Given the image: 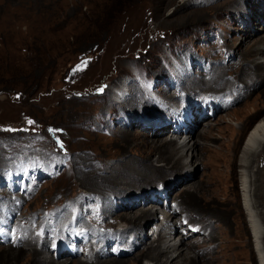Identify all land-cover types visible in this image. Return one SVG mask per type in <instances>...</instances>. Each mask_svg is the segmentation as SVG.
<instances>
[{"label":"rangeland","instance_id":"obj_1","mask_svg":"<svg viewBox=\"0 0 264 264\" xmlns=\"http://www.w3.org/2000/svg\"><path fill=\"white\" fill-rule=\"evenodd\" d=\"M263 12V0H0V204L7 200L10 207H17L13 214L20 215L25 225L29 214H35L34 223L29 221L34 226L57 207L70 213L64 218L68 224L72 220V204L79 207L81 221L86 222L85 218L101 212L103 201V226L93 223L90 233L100 228L123 239L129 234L127 225L131 223L117 218L120 221L117 224L110 212H115V216L138 212L139 207L150 206L152 199H141L140 203L129 198L112 201L110 194L133 192L132 195L143 193L153 197L154 187L170 181L167 189L170 196L165 202L161 200L159 207L173 206L176 202L173 197H180L178 219L188 213L194 222L204 226L194 238L181 235L179 230L181 241L176 246L185 248L183 252L193 257L186 264H257L239 189L238 156L249 130L264 115L261 110L264 85H260L264 83V67L258 65L264 58ZM182 62L190 67V81L210 80L212 66L227 64L221 78L236 86L214 84L202 89H180V81L174 79L179 78L176 68ZM232 64L241 65L231 71ZM199 71L206 75L198 79ZM124 80L129 82V91L119 96L115 88ZM249 80L258 84L249 85L248 97L235 100L230 107L205 118L207 122L203 119L205 124L202 121L196 124V130L199 128V132L215 138L206 140L198 135L203 149H209L196 163L195 175L190 176L179 166L164 176L156 175L153 181L139 180L141 184L137 185L126 171L119 169L126 159L136 156L134 152L140 147L135 144L151 139L152 133L146 130L169 122L158 119L153 124L143 122L144 127L142 121L148 118L140 119L158 113L154 110L157 107L168 115L171 110L164 96L171 99L174 94L179 97L189 92L202 97L203 91L231 89V97L235 98L238 87L247 85L244 83ZM115 95L127 104L118 103ZM241 118L243 129H238L233 122L240 123ZM210 121L212 128L207 126ZM170 128L163 136L173 137ZM174 137L179 139L177 134ZM259 160L262 162L258 164L256 160L255 164L262 167L259 192L263 193L260 200L264 207V155ZM22 165L33 166L35 170L28 175L17 174ZM188 176L190 181L186 179ZM18 179L24 186L38 182L29 199L13 188L18 185L14 180ZM189 185L196 192L186 195L185 188ZM171 186L174 189L170 190ZM127 206L129 210L121 211ZM163 211L159 210L155 218H144L142 226L133 228L136 229L133 236L123 243L113 234L108 250L116 243L123 247L127 242L138 244L142 230L145 236L150 235L148 242L154 238L158 241L147 245L145 253L148 248L157 249L162 230L167 226L161 224ZM169 218L177 224L174 216L167 218L168 223ZM106 222L112 223L110 230L104 227ZM244 226L248 253L242 247ZM52 228L55 233V227ZM200 235H204L201 246L188 243L199 240ZM171 236L170 233L168 238H174ZM35 239L38 237L34 236ZM50 241L36 248L40 257L47 254ZM27 243L22 246L24 251L0 244V264H40L30 255L29 249L36 246ZM99 245L93 248L97 255L102 250ZM132 249H117L113 257L127 258ZM106 258L111 260L102 264H116L112 256H101L98 260ZM75 259L63 255L56 261L66 264L79 261ZM130 260L125 264L135 262L133 257ZM157 260L161 261V257H142L143 264H156ZM75 262L72 264H79Z\"/></svg>","mask_w":264,"mask_h":264},{"label":"bare ground","instance_id":"obj_2","mask_svg":"<svg viewBox=\"0 0 264 264\" xmlns=\"http://www.w3.org/2000/svg\"><path fill=\"white\" fill-rule=\"evenodd\" d=\"M193 1H197V0H193ZM252 6H254V4ZM263 14H264V12H263ZM262 16H263L262 17V19H263L264 15H262ZM243 18L245 20L248 19L249 21L248 20L247 21L250 22V19L248 17H243ZM261 22H263V21H261ZM241 57H242V55H241ZM183 64H181V66L176 68V71H177V74L179 75V78L177 79L176 76H175V79H174V81H180V86L182 87L180 89L187 90L188 87H193V88L197 87V89H198L200 87H204V86H207V85L210 86V85H214V84L224 85V86L228 85L229 88L231 86H236V83H231L228 80H224L225 77L221 78V75L225 71V67H227V64H224L222 66H212V69H211L210 72H213V76H212V78L210 80H205L203 78V76H205L206 74L204 73V71H199L197 73H199L200 76L197 77V78L198 79L199 78H203V79H201V80L200 79L199 80L192 79V81H190V79L188 78L190 67H188L187 63L186 64L183 63ZM260 64L262 65V67H264V58H263L262 62L261 61L258 62L259 66H260ZM240 65L239 66H235L234 64H232L231 65V71H232V69L239 68ZM185 66H186V68H183ZM181 78H183V79H181ZM194 78H196V77H194ZM193 80H195V81H193ZM206 81H208V82H206ZM139 82H141V81H139ZM255 82L258 84L257 81L249 80L247 83H244V84H247V85L239 86L238 89L236 90V91H238V95H237V97L234 98V101L235 100L239 101L240 99H242V98H244L246 96L248 97L250 95V92H248V90H246V89H248L250 87L249 85L251 83L254 84ZM261 84L264 85V83H262V82L260 83V85ZM138 86L140 88H141V86L143 87L142 83H140ZM118 87L119 88H115V90H116L117 94L119 96H121L122 94H125L127 91H129V89H128L129 82L124 80L121 83V85H118ZM125 87H127V88H125ZM240 87H242V88H240ZM205 88H208V87H205ZM200 89H202V88H200ZM239 89H241V90H239ZM163 90L167 92V88H163ZM230 92H231V89H230ZM230 92L227 91V90L226 91H222L221 90V91H218V92L203 91L202 94H204V97L207 96V98L205 100L212 99L213 102L219 103V101L225 99L226 97H231L232 93L230 94ZM242 94H243V96L240 98L239 96H241ZM185 96L187 98H189V99L193 98V97H201V96H199V95H197L195 93H189V92ZM183 98H185V97L182 96V95L177 97L175 94L172 95L171 99L168 98V96L167 97L164 96L163 99L168 101L169 109L171 110L170 111L171 113H168L169 115H165L163 113V111L159 110V108L157 107L154 110H156V112H158V113L154 114V112H152L151 115H149L147 117L148 119H146L144 121H142V119H141L142 126H144L143 122H150V124H153L158 119H160L161 121H164L166 116L172 115V111L177 106V102L181 101V99H183ZM114 99L118 103L122 102V103L127 104V102L125 100L121 101L122 99L118 98L117 95L114 96ZM223 109L224 108L221 107L219 109V111H221ZM261 110L264 112V107ZM152 114H154V115H152ZM163 116H165V117L163 118ZM206 120L207 119H205L204 121H206ZM236 120H238V119H236ZM204 121H202V122H204ZM243 122H244V120L241 118L240 123L233 122V124L235 126H237L238 129H243V127H242V125H243L242 123ZM195 123L198 124L199 121L197 120V121H195ZM211 123H213V121H210L209 123H207V126H210V128H212V124ZM204 124H205V122H204ZM214 124H217L216 121H215ZM162 127L166 128V129H158V128H162ZM168 127H169V125L165 124V125H162L160 127L152 126L151 128H149L150 130H146V131H150L152 133L151 139H149V138L146 139L143 142L144 144L143 143L142 144H135V145H138L140 148L139 149L137 148L136 151L134 152V154L136 155L134 157V159L128 158V159L125 160L124 163H122V164H120L118 166L119 169H123L122 171H126L128 173L130 179L132 180L131 182L133 184L140 185L141 183H140L139 180H144V181H142V183H146L147 181L148 182L149 181H153V178L156 175L164 176L171 169L178 168L179 166H181L183 170H186L187 172H189L190 176H193V175L196 174V171H197L196 163L201 161L204 158V155L206 154L207 150L209 149L208 147H204V149H203V144L201 143V141L199 139L201 137H199V136H204V138H206V140H209V139H212V138H215V137L211 136L209 134H205V133L199 132V131H201V129L198 128V130L195 129V131L192 134H190V133L187 134L185 139H183V134L184 133H182L180 135L179 139L176 138V137L175 138L174 137L168 138V135H164L163 136L164 131H166L168 129ZM197 131H198V133H197ZM157 135H160L161 137L157 138L158 137ZM192 136H193V138H192ZM191 138H192V140H190ZM204 145H205V143H204ZM241 147L242 148L239 151L240 152L239 153L240 157L238 156V162H239V164L241 166L240 167V178H239L240 179V181H239V189L241 191L240 194L242 195L243 210H244V213L246 214V221L248 223L247 224L248 225V231H250V233L252 234V237H253L254 251L257 254V264H264V207H263V202L260 200V197L263 195V193L259 192V189L261 187L260 174H261V168L262 167L260 168L259 165L255 164L256 160H257L258 164L261 163L262 160H259V158L264 155V115L249 130V132H248V134H247V136H246V138H245V140L243 142V145ZM233 153H235V152L233 151ZM152 154H155V156H157V157L153 158ZM233 155H231V156H233ZM189 156L191 157V159H189ZM231 163H233V162H231ZM117 169L118 168H116V170ZM132 174H135L137 176L132 175ZM190 176H188L187 178L185 177V178L186 179L189 178V181H190L191 180ZM136 177H140V178H138V180H137ZM170 184H171V182L168 181V182H166V184L162 185L163 188L162 187H154V188L152 187L153 188L152 191L154 192V199L155 200L152 199L151 203L148 204V205H150L148 207H145V206L144 207L143 206L139 207L138 208V210H139L138 212L137 211L136 212H134V211L126 212V213L124 212L123 215L117 214L116 215L117 217H116L115 216L116 213L111 211L110 209H108V211L109 210L111 211L110 212L111 213L110 217L114 216L115 217L114 219L116 220L117 224H118V221H119L117 218H124V219L127 220V224L129 222L131 223L130 226L127 225V228L129 230V234L125 235V238L133 236V232L136 230V229H133V228H140L142 226V222H143L144 218H146V217L147 218H149V217L150 218H155L157 216V213H158L160 208H163V210H164V207H162V206L159 207L158 203H160L161 200L163 202H165L166 199L170 196L169 193H168V190H167ZM263 185H264V183H263ZM193 188H194V186H191V187H190V185L187 186L185 189H187L188 193L186 192L185 194L186 195L191 194V191L196 192L195 189H193ZM172 189H174L173 186H171L170 190H172ZM228 190H229V188H228ZM161 192H163V195L160 194ZM131 193H133V192H130L129 195L128 194H122V192H118L116 194H110V196L113 199L112 201H115V200L119 201V200H124V199L126 200L127 198H129V199H133V201L139 200V203H140L141 199H145V200L146 199H150V197H147L143 193H136L135 192L136 193L135 195H132ZM256 193H257L258 196L256 195ZM18 197L16 199L20 200L21 198H18ZM101 197L105 200L104 196H101ZM29 198H30V196H29ZM173 200H176L178 202V206L182 205L180 203V201H181L180 197L174 196ZM211 200L213 201V199H211ZM230 200L232 201V203H234V199H230ZM137 202H134V203H137ZM139 203H138V205H139ZM170 207H172V205H169L168 207H166V210H167L166 219L169 216H174L175 217V221H178L179 219H177V215H178L177 210L173 209V207H172V209H170ZM75 208H76V206H73V204H72V211H71L72 214H73V211H74ZM123 210L124 211L129 210V207L127 206L126 209L122 208L121 211H123ZM29 215H30V217H28V220H27L26 223L31 228H33L34 230H38V228L43 223H45V225H44L45 229L51 230L52 227H55V233H58V232L62 231L64 228H66L67 224L64 221V218L67 217L68 215H70V213H68L65 210L62 211L59 207L53 208L51 211H49L48 215L47 214L45 215L46 216L45 219H43L41 221H37L34 226H31L29 224V221L31 223H34L35 214L30 213ZM187 217L190 218V222L192 224H194V225L199 224L198 222H194L195 220L193 219V217H190V215L188 213H187ZM115 220H113V221H115ZM93 223L94 222H87L86 221V225H87L88 228H90V226ZM172 225L176 226V223L171 221V218H169V224L162 230L163 237L160 236L159 243H157L158 244V246H157L158 248L157 249H153L151 247V248H148L147 249L148 252L145 253L147 245H151L152 242L156 243L158 241L155 240L157 238H154L153 240L148 242V240H149L148 238H151V237H150L149 234H146V236H145L143 234V230H142L140 232V235H141L142 238H141L140 241L137 242L138 244H134L132 242H127L125 244V247H132L133 248L132 249L133 251L131 250V253L126 255V256L129 255V257H127V258L124 257L122 259L121 258L117 259L115 256L114 257L112 256L113 262H115L116 264H125V262H128V261L131 262L132 260H130V259H131V257H133V259H135L134 260L135 262L134 263L132 262V263L133 264H138L139 261H142V257L145 256V255H146V259L150 258L151 256H152V258H155V259H157V257H161V261L158 262V260H159L158 259L156 264H186V261L187 262L192 261V260H190V259H193V257L191 256L192 254H186L182 250V249L185 250V248L181 247L179 249V247L176 246V245L180 244L181 238H180L179 242L177 241L176 237L168 238L170 233H171ZM104 227H106V228H108L110 230L112 228V223L111 222L110 223L106 222ZM118 227H119V225H118ZM182 227L185 228V226H182ZM143 228H144V226H143ZM203 228H204V226L202 224L200 232L203 230ZM242 229L244 231V235H242L244 237V240L242 241V247L245 250V252L248 253V252H250V250H249V243H248L247 232H246L247 229H245V226H244V228L242 227ZM97 230L94 229L93 231H95L96 233L100 234V236H103V239L100 240L99 242H98V240H96L95 242L90 241V240L87 241V245L91 249V251H90V253H91L90 256L91 257L87 258V257H85V255H83V257H78L77 259H75V260H79V261H76V262L75 261H71V263H69V264H72L73 262L79 263V264H102V263H106V262L111 260V259H107L106 258V259H104V260L99 262V260H98L99 257H101V256L105 257V255H103V253H101V251L97 255L95 253V251L93 250V248H95L97 246V244H102V243H105V244H104V246H102L101 249L106 247L107 243L109 242L110 237L113 234L115 235V237L118 240H120V238L118 236H116V234L114 232H112V231H110L111 233H109V232L101 231L100 228H98ZM200 232H199V234H201ZM153 233H154V230L151 232V235H153ZM181 235H183V234H181ZM176 236L178 237L179 234L176 235ZM191 236L194 238L196 235L190 233V237ZM200 236H202V237L199 240H196V241H192L191 240V241H188V243L191 244V245H194V246L198 245V244L200 245L201 243H204V235H200ZM161 237H162V239H161ZM197 237H199V235H197ZM125 238H123V239H125ZM25 242H28L29 243V244L27 243L28 245L36 246V247H32L31 249H29L30 250V255L35 260L39 261L40 264L41 263H44V264H66L65 263L66 261L64 263L63 262H57L56 259L54 258L53 251H51L50 248L48 249L47 254L46 253L44 254V257L43 256L40 257L41 253L38 252V250L36 249V248L39 249V245H40V240L39 239H35V241H34L33 237H32V238H28ZM46 242H47V239H44L43 244H46ZM53 243H54L53 241H50L49 246H51ZM152 246H155V245H152ZM21 248L22 247H20V249ZM136 248H141V249H139L138 251L135 252L134 250ZM155 248H156V246H155ZM21 250L24 251V248H22ZM154 250H156V251H154ZM201 250H202V247H201ZM193 251H195V250H193ZM164 253H166V255L163 256ZM169 253H171V255H169ZM13 254H15V253H13ZM114 254H116V252H114ZM181 256L184 257V260H179L178 259V261H177L176 259L181 257ZM86 258H87V261H82V260H84ZM180 259H183V258H180ZM103 261H105V262H103ZM146 261H150V260H146ZM193 262H195V261H193ZM142 264H143V261H142Z\"/></svg>","mask_w":264,"mask_h":264}]
</instances>
